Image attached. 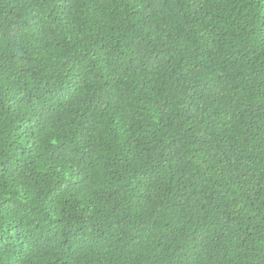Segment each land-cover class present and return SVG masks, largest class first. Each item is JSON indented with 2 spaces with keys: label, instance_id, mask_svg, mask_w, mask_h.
Returning a JSON list of instances; mask_svg holds the SVG:
<instances>
[{
  "label": "trees",
  "instance_id": "obj_1",
  "mask_svg": "<svg viewBox=\"0 0 264 264\" xmlns=\"http://www.w3.org/2000/svg\"><path fill=\"white\" fill-rule=\"evenodd\" d=\"M0 264H264V0H0Z\"/></svg>",
  "mask_w": 264,
  "mask_h": 264
}]
</instances>
